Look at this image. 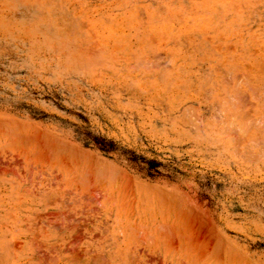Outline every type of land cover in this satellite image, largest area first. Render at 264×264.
Returning <instances> with one entry per match:
<instances>
[{
	"label": "rangeland",
	"instance_id": "obj_1",
	"mask_svg": "<svg viewBox=\"0 0 264 264\" xmlns=\"http://www.w3.org/2000/svg\"><path fill=\"white\" fill-rule=\"evenodd\" d=\"M0 264H264V0H0Z\"/></svg>",
	"mask_w": 264,
	"mask_h": 264
}]
</instances>
